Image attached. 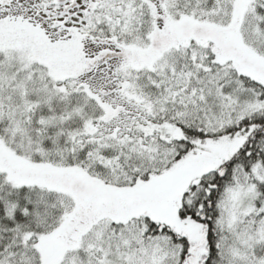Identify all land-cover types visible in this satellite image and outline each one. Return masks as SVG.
Here are the masks:
<instances>
[{"label":"snow or ice","instance_id":"snow-or-ice-1","mask_svg":"<svg viewBox=\"0 0 264 264\" xmlns=\"http://www.w3.org/2000/svg\"><path fill=\"white\" fill-rule=\"evenodd\" d=\"M0 264H264V0H0Z\"/></svg>","mask_w":264,"mask_h":264}]
</instances>
